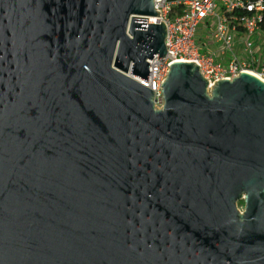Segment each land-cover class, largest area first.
<instances>
[{"label":"water","instance_id":"95a60500","mask_svg":"<svg viewBox=\"0 0 264 264\" xmlns=\"http://www.w3.org/2000/svg\"><path fill=\"white\" fill-rule=\"evenodd\" d=\"M156 15L0 0V264H264V81L176 62L155 108Z\"/></svg>","mask_w":264,"mask_h":264},{"label":"built area","instance_id":"2783aa9c","mask_svg":"<svg viewBox=\"0 0 264 264\" xmlns=\"http://www.w3.org/2000/svg\"><path fill=\"white\" fill-rule=\"evenodd\" d=\"M155 9L147 23L165 24L167 53L148 61V81L132 75L152 90L155 108H163L162 85L176 62L197 64L209 90L246 71L264 81V0H155ZM204 21L207 35L200 33Z\"/></svg>","mask_w":264,"mask_h":264},{"label":"rangeland","instance_id":"374dc122","mask_svg":"<svg viewBox=\"0 0 264 264\" xmlns=\"http://www.w3.org/2000/svg\"><path fill=\"white\" fill-rule=\"evenodd\" d=\"M202 29H201V31H200V33H202V34H204V35H207V32L209 31V28L205 25V21H204V23L202 24ZM208 40H209V44H210V46L212 45V43H213V41H212V38L211 37H209V38H207ZM213 47V46H212ZM237 206H238V208L240 209V210H244V208H245V202H244V200L242 199V200H239L238 201V203H237Z\"/></svg>","mask_w":264,"mask_h":264},{"label":"bare ground","instance_id":"6f19581e","mask_svg":"<svg viewBox=\"0 0 264 264\" xmlns=\"http://www.w3.org/2000/svg\"><path fill=\"white\" fill-rule=\"evenodd\" d=\"M247 73H249V74H252V75H254V76H257L258 78H260L258 75H255L254 73H252L251 71H246Z\"/></svg>","mask_w":264,"mask_h":264},{"label":"trees","instance_id":"16d2710c","mask_svg":"<svg viewBox=\"0 0 264 264\" xmlns=\"http://www.w3.org/2000/svg\"><path fill=\"white\" fill-rule=\"evenodd\" d=\"M262 26H263V29H264V21L262 22Z\"/></svg>","mask_w":264,"mask_h":264},{"label":"flooded vegetation","instance_id":"af4514ba","mask_svg":"<svg viewBox=\"0 0 264 264\" xmlns=\"http://www.w3.org/2000/svg\"><path fill=\"white\" fill-rule=\"evenodd\" d=\"M243 212V210H241Z\"/></svg>","mask_w":264,"mask_h":264}]
</instances>
